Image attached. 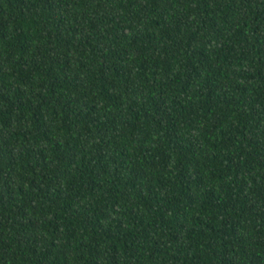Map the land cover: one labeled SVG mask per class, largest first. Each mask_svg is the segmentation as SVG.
<instances>
[{
    "label": "trees",
    "instance_id": "1",
    "mask_svg": "<svg viewBox=\"0 0 264 264\" xmlns=\"http://www.w3.org/2000/svg\"><path fill=\"white\" fill-rule=\"evenodd\" d=\"M0 264H264V0H0Z\"/></svg>",
    "mask_w": 264,
    "mask_h": 264
}]
</instances>
